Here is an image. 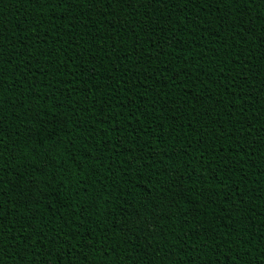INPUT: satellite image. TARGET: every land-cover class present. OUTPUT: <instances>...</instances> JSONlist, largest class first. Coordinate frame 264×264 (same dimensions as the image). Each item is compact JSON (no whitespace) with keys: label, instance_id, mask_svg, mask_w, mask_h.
<instances>
[{"label":"trees","instance_id":"obj_1","mask_svg":"<svg viewBox=\"0 0 264 264\" xmlns=\"http://www.w3.org/2000/svg\"><path fill=\"white\" fill-rule=\"evenodd\" d=\"M237 7L0 0V264H264V3Z\"/></svg>","mask_w":264,"mask_h":264},{"label":"snow or ice","instance_id":"obj_2","mask_svg":"<svg viewBox=\"0 0 264 264\" xmlns=\"http://www.w3.org/2000/svg\"><path fill=\"white\" fill-rule=\"evenodd\" d=\"M37 2H39V0H37ZM44 3H49L50 0H43ZM58 3H60L61 5L63 4H67V3H72V4H75L77 2V0H57ZM79 2L81 4L84 3V0H79ZM122 2V0H88V3L90 4H99V3H104L105 5H107L108 3H115L117 5H120ZM135 2H138V4H140L141 6L143 5H150L152 3H155L156 5H161L165 2V0H135ZM174 2V0H168V3L169 5ZM189 2H191V0H189ZM257 0H203V3L205 5H209L210 3H216L218 7H224V6H227V5H231L233 7H236L237 8V18L239 19V7L237 6H240V5H247L249 8L254 4L256 3ZM261 3H264V0H260ZM200 3H201V0H199V6H200ZM181 6V5H179ZM158 14H163V13H158ZM112 16H115L114 14H111ZM169 15V14H168ZM76 19V18H74ZM194 22L196 21V17L193 16L191 18ZM203 21H204V17H200L199 19V22L201 24H203ZM242 24H243V21L241 20L240 22V26L242 27ZM76 25L73 24V28L75 29ZM221 27H225V24H221ZM233 27H236V25H233ZM180 31L181 28L179 29ZM152 31L154 32L155 29H152ZM173 32V29H168L166 32H165V36L166 37H169V33H172ZM187 34V33H186ZM191 34L193 36L196 35V29L195 28H192V31H191ZM211 34V33H210ZM170 38V37H169ZM195 42V41H194ZM220 41L219 40H216L214 41V43H219ZM228 41L227 39H225V44L227 45ZM153 47H155L156 45L153 43L152 44ZM249 48H250V45H249ZM209 51H215L214 48L212 49H209ZM218 55V53H216ZM201 59H203V56H201ZM238 59L239 57H233V59L231 61H224V63H228L229 65H232V64H237L238 62ZM247 64V63H245ZM222 73H223V69L220 68L219 69ZM215 71V70H214ZM243 71L246 73L248 71V69L245 67L243 69ZM228 72L229 73H233V75L231 77H229L228 75H225L224 76V79L228 81V84H227V87H228V90L230 92L233 93V95L235 96L236 93L238 92H241L243 91L242 87H238L237 84H238V81L239 79H241V74L239 72H236L235 69L233 67H229L228 68ZM93 74L95 75V71L93 72ZM200 74H203L207 77H209V84L206 85V87L208 88V90L210 91L211 90V85H214V84H217V81L220 79L219 77H216L215 79H211L213 73L212 72H207V71H204L203 73H198V77ZM145 79H151L150 76H145ZM175 79L176 78H173V85H175ZM157 84L160 85L159 89L156 90L154 92V95L151 97V109H154L156 110L157 112L159 111L160 108H163L164 107V104H167V101L165 100L164 101V104H160V101L161 100H164V97L166 96H170L171 93L170 91H165V88L167 87V85H165L163 82L157 80L156 81ZM218 87H224L223 84H219ZM150 91H152L150 89ZM210 98V97H209ZM239 99L241 100V102L244 101V97L241 96L239 97ZM176 101H173V103H175ZM233 102L232 101H229V104H232ZM142 107H145V112H144V116L145 118H148V119H151L154 123L157 124V126L160 125V121H161V118L157 115H155V113H153L152 116H149V111L150 109L147 107V106H142ZM140 109L137 108L136 111L138 112ZM229 111H231V109H229ZM202 118H206L207 114L205 112H200L199 114ZM174 118V117H173ZM199 122V121H198ZM213 123H219V121H213ZM191 126V125H190ZM193 130L195 131L194 129V126H193ZM216 139L218 140H224L226 139V137H224L222 134L217 136ZM178 143H181V141H177ZM198 144L200 145H204L207 143V140L204 139V137L201 135L200 139L197 141ZM190 143V142H189ZM212 147H215V145L213 144ZM223 148V145L220 146V149H218L217 151L221 150ZM157 155H159V153H157ZM140 157H134L133 160L130 162V163H135L137 160H139ZM222 159H227V157H222ZM169 191H171V189H169ZM237 191H241L240 189H237ZM238 205L239 204H243V203H246V201H237ZM2 205H0V209H2ZM157 207H159V205H157ZM237 211H240V208L238 207L236 209ZM167 218H170V217H167ZM32 219H35V217H33ZM153 223L151 224H148L145 226L144 229H142L145 234H146V237H147V234L149 233H152V229L153 228H156L157 229V232H160V228H159V223L161 220H165L166 217L161 215V216H158V217H153ZM122 231H128L129 233L132 232V229L130 228H126V229H122ZM163 233H161L162 235ZM7 233L5 232L4 230V227H3V224L0 223V252H3L5 249L3 247V241H4V238L6 237ZM153 237L155 238V235L156 233H152ZM136 237H135V234H132V235H129V236H126L124 237V243L126 244H130L132 242V240H134ZM10 239V242L11 240H15L16 237L15 236H12L9 238ZM214 239H219V237H214ZM24 240H21L20 243H23ZM206 246V245H205ZM32 247L34 248L35 245L33 244ZM89 247H91V245H89ZM217 247H219V245H217ZM96 251H99V249H96ZM35 251L33 252V255H35ZM47 255H51V253H48ZM85 259H87V257H85ZM121 264H123V261H121ZM237 264H240L239 260L237 261Z\"/></svg>","mask_w":264,"mask_h":264}]
</instances>
